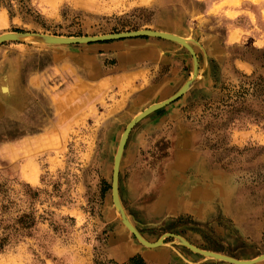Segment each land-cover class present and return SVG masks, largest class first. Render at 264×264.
Wrapping results in <instances>:
<instances>
[{
  "label": "rangeland",
  "instance_id": "1",
  "mask_svg": "<svg viewBox=\"0 0 264 264\" xmlns=\"http://www.w3.org/2000/svg\"><path fill=\"white\" fill-rule=\"evenodd\" d=\"M262 11L264 0H0V36L150 30L190 40L197 76L129 133L120 204L150 243L170 233L197 249L252 261L264 254ZM37 39L0 45V238L8 237L0 264H230L177 239L143 247L111 199L122 132L192 80L188 51L171 44L168 65L161 52L119 80L122 40L58 46ZM138 39L162 49L171 42ZM22 217L28 228L13 231ZM128 244L133 250L120 261Z\"/></svg>",
  "mask_w": 264,
  "mask_h": 264
},
{
  "label": "water",
  "instance_id": "2",
  "mask_svg": "<svg viewBox=\"0 0 264 264\" xmlns=\"http://www.w3.org/2000/svg\"><path fill=\"white\" fill-rule=\"evenodd\" d=\"M27 36H37L39 39L37 40L40 43L43 44H67V45H81V44H97V43H104V42H113V41H120V40H128V39H135V38H155V39H165V40H173L176 41L186 48L188 53L191 55L192 60H193V71L196 72L198 62L196 55L189 46H187L181 39L172 37L168 34H163V33H157L153 31H147V30H138V31H133V32H122V33H114V34H108V35H102L98 37H77V38H60V37H50L46 35H38V34H30V33H11V34H6V35H1L0 36V45L3 43L7 42H19L20 37H27ZM192 80L187 81L182 88L172 97L167 99L166 101L156 104L152 107H149L145 111H143L141 114L133 118L128 125L126 126V129L124 130L122 137L119 141L118 148L116 155L114 157L113 161V170H112V179H111V199L112 203L114 205L115 210L119 213L120 215V220L122 224L128 229L130 234L145 248L148 249H154L156 247H159L162 245V240L165 238H171V239H177L180 241V243L186 247L188 250L191 252L204 256V257H213L215 259H220L223 261H227L230 264H253L255 263L254 261H236L232 258L225 257V256H220L217 254H213L208 251H203L200 249H197L190 245L188 242L180 238L179 236L175 234H164L161 236L157 241L150 243L146 241L141 234L132 226V224L128 221V218L120 204L119 200V189H118V181H119V166H120V159L122 157L125 144L128 139V135L131 132V130L137 125L142 119H144L146 116L150 115V113L155 112L156 109H161L164 108L175 101H177L182 94L184 93L185 89L188 88L189 85H191L192 81L195 79V77L191 78ZM164 241V240H163ZM264 258V254L260 255L258 259Z\"/></svg>",
  "mask_w": 264,
  "mask_h": 264
},
{
  "label": "crops",
  "instance_id": "3",
  "mask_svg": "<svg viewBox=\"0 0 264 264\" xmlns=\"http://www.w3.org/2000/svg\"><path fill=\"white\" fill-rule=\"evenodd\" d=\"M251 5L253 4L251 3ZM252 14L254 13L252 12ZM261 14L263 17L264 16L263 11L261 12ZM150 40L151 39H138V38L122 40L124 43H120L119 46L121 48L116 47L115 50L118 51L120 55L118 57L119 66L118 69H116V71L114 72L115 74L113 77H116L119 80L126 78L131 72H133V70H135L136 72L142 69L147 63H150L151 61L153 62L156 59L159 60L160 59L159 55L161 52L165 53V55L163 56L164 57L163 64L168 65L171 61H173L174 59L172 58L174 57L173 52H175L176 49L171 44H175V43L162 41V42H168L169 44L162 49L159 46H156L155 43H153ZM112 51H114V49ZM169 76L170 75L168 74L166 78H169ZM132 250H133L132 246L128 244L127 247L124 248V252L122 254L124 256L121 257L120 255L117 254L118 259L120 261L124 260L125 258L127 259L129 257V254H131L128 252H132ZM127 253L128 255H126Z\"/></svg>",
  "mask_w": 264,
  "mask_h": 264
},
{
  "label": "bare ground",
  "instance_id": "4",
  "mask_svg": "<svg viewBox=\"0 0 264 264\" xmlns=\"http://www.w3.org/2000/svg\"><path fill=\"white\" fill-rule=\"evenodd\" d=\"M142 31V30H141ZM147 31H150V30H147ZM153 32H156V31H153ZM157 33H163V34H168V35H170V36H172V37H176V38H179V39H181L187 46H189L190 47V45H189V41L190 40H187V39H185V38H182V37H180V36H178V35H175V34H172V33H164V32H157ZM3 35H6V34H3ZM31 37V38H30ZM33 37H37V36H27V37H20L19 39H21V40H28V41H30V40H32L33 39ZM52 37V36H51ZM60 38H62V37H60ZM64 38V37H63ZM38 40V39H37ZM161 40H165V39H161ZM165 41H171V42H174V43H176V44H179V45H181L182 47H184V45H182V44H180V43H178V42H176V41H173L172 39L171 40H165ZM40 43V42H39ZM51 45H58V46H67V44H61V43H59V44H51ZM185 48V47H184ZM191 48V47H190ZM186 49V48H185ZM192 49V48H191ZM198 70L196 69V72H193V74H194V76H192V77H195L196 78V76H197V72ZM6 78V77H5ZM3 81V80H2ZM3 83H4V81H3ZM7 86V85H6ZM190 86V85H189ZM189 86H188V88H189ZM5 87V86H4ZM8 87V86H7ZM1 88H3L2 86H1ZM182 88V87H181ZM180 88V89H181ZM188 88H186L185 89V91H184V93L188 90ZM4 90V89H3ZM3 92V91H2ZM4 93V92H3ZM184 93L182 94V95H184ZM169 99V98H168ZM167 100V99H166ZM166 100H164V101H166ZM54 101V100H53ZM164 101H162V102H164ZM54 102H56V101H54ZM162 102H160V103H162ZM57 103V102H56ZM56 103H54V105H56ZM160 103H156V104H160ZM156 104H153L152 106H154V105H156ZM53 105V104H52ZM30 106V105H29ZM152 106H150V107H152ZM32 107V106H31ZM54 107V106H53ZM149 107H147L146 109H148ZM55 109V108H54ZM145 109V110H146ZM33 110V109H32ZM36 110H38V109H36ZM145 110H143V111H145ZM60 111V110H59ZM143 111H141L140 113H138V115L139 114H141ZM156 111H157V109H156ZM154 112V111H153ZM65 114V113H64ZM151 114V113H150ZM137 115V116H138ZM65 116L67 117V115L65 114ZM64 116V118H66ZM147 117V116H146ZM25 124H27V123H25ZM29 125V124H28ZM128 125V124H127ZM126 125V126H127ZM37 129V128H36ZM125 129H126V127H125ZM124 132V131H123ZM123 132H122V134H123ZM121 137H122V135H121ZM121 139V138H120ZM117 152V151H116ZM115 155H116V153H115ZM114 155V156H115ZM121 160V159H120ZM120 216V215H119ZM133 226V225H132ZM125 227V226H124ZM125 229H127L126 227H125ZM128 230V229H127ZM130 233V232H129ZM163 241V240H162ZM177 241V240H176ZM180 242V241H179ZM161 246V245H160ZM159 246V247H160ZM194 247V246H193ZM156 248H158V247H156ZM153 249V248H152ZM155 249V248H154ZM213 254H215V253H213ZM217 255H219V254H217ZM201 256V255H200ZM220 256H222V255H220ZM203 257V256H202ZM226 257V256H225ZM207 258H213V257H207ZM213 259H215V258H213ZM215 260H220V259H215ZM220 261H223V260H220ZM237 261V260H236ZM251 261V260H250ZM252 261H254V260H252ZM261 261H264V258H262V259H258L257 260V258L255 259V263H253V264H256V263H259V262H261ZM224 262H227V261H224ZM227 263H229V262H227Z\"/></svg>",
  "mask_w": 264,
  "mask_h": 264
},
{
  "label": "trees",
  "instance_id": "5",
  "mask_svg": "<svg viewBox=\"0 0 264 264\" xmlns=\"http://www.w3.org/2000/svg\"><path fill=\"white\" fill-rule=\"evenodd\" d=\"M5 201V196L3 195V191L0 189V203H4ZM6 205L1 204V210L4 211L6 209ZM25 217L19 218L16 220L13 226V231H18V230H26L28 228L27 226V221H25ZM8 242V237H3L0 238V250L4 248V246ZM129 264H144V262L140 258H132L129 260Z\"/></svg>",
  "mask_w": 264,
  "mask_h": 264
}]
</instances>
